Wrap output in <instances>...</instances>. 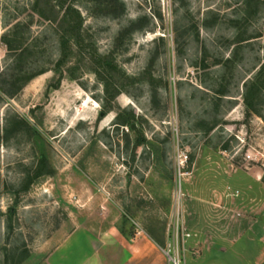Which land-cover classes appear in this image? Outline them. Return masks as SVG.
<instances>
[{"label": "rangeland", "instance_id": "obj_1", "mask_svg": "<svg viewBox=\"0 0 264 264\" xmlns=\"http://www.w3.org/2000/svg\"><path fill=\"white\" fill-rule=\"evenodd\" d=\"M115 216L264 264V0H0V264Z\"/></svg>", "mask_w": 264, "mask_h": 264}, {"label": "crops", "instance_id": "obj_2", "mask_svg": "<svg viewBox=\"0 0 264 264\" xmlns=\"http://www.w3.org/2000/svg\"><path fill=\"white\" fill-rule=\"evenodd\" d=\"M117 218L113 217L106 228L102 227L105 223L101 219L96 226L77 227L50 255L51 261L58 264H168L163 248L149 234L136 231L133 236H125L116 224Z\"/></svg>", "mask_w": 264, "mask_h": 264}, {"label": "water", "instance_id": "obj_3", "mask_svg": "<svg viewBox=\"0 0 264 264\" xmlns=\"http://www.w3.org/2000/svg\"><path fill=\"white\" fill-rule=\"evenodd\" d=\"M130 128H131V129H134V130L136 131L135 123H132V124L130 125Z\"/></svg>", "mask_w": 264, "mask_h": 264}, {"label": "trees", "instance_id": "obj_4", "mask_svg": "<svg viewBox=\"0 0 264 264\" xmlns=\"http://www.w3.org/2000/svg\"><path fill=\"white\" fill-rule=\"evenodd\" d=\"M72 8L71 7H68V10L70 11ZM67 10V11H68ZM152 238L159 244V245H161L153 236H152Z\"/></svg>", "mask_w": 264, "mask_h": 264}, {"label": "built area", "instance_id": "obj_5", "mask_svg": "<svg viewBox=\"0 0 264 264\" xmlns=\"http://www.w3.org/2000/svg\"><path fill=\"white\" fill-rule=\"evenodd\" d=\"M173 263L174 264H179L174 258H173Z\"/></svg>", "mask_w": 264, "mask_h": 264}]
</instances>
